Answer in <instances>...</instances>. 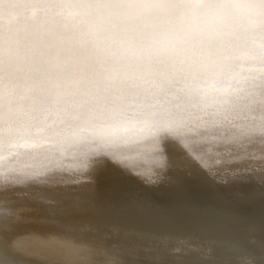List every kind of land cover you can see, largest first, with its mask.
<instances>
[{"label": "snow or ice", "instance_id": "obj_1", "mask_svg": "<svg viewBox=\"0 0 264 264\" xmlns=\"http://www.w3.org/2000/svg\"><path fill=\"white\" fill-rule=\"evenodd\" d=\"M248 7L258 42L211 39ZM257 97L264 116V0H0V151L86 145L0 173V264H26L25 226L110 264H264V118L237 119ZM127 133L147 179L115 148Z\"/></svg>", "mask_w": 264, "mask_h": 264}, {"label": "bare ground", "instance_id": "obj_2", "mask_svg": "<svg viewBox=\"0 0 264 264\" xmlns=\"http://www.w3.org/2000/svg\"><path fill=\"white\" fill-rule=\"evenodd\" d=\"M23 13L20 10L13 11L3 21L5 25L13 28L20 27V18ZM231 19L226 28L220 29L211 39L221 45L236 43H256L260 39L258 31V12L248 7L229 14ZM237 119L241 122L259 123L264 116L259 108L258 97L240 100ZM146 137H139L135 133L121 134L115 148L128 158L133 175L138 179H147L149 169L152 168L150 158L146 152ZM86 145L79 141H50L43 140L39 144L21 148L13 153L0 151V173L8 169H21L25 166L39 167L50 160L60 159L65 163H72ZM14 200L11 194L0 192V201ZM32 210L17 207L14 213L9 215H31ZM4 215L0 211V216ZM4 225H0L3 229ZM14 251L26 262V264H110L112 254L105 248L81 246L70 238L43 234L31 227L25 226L20 230Z\"/></svg>", "mask_w": 264, "mask_h": 264}]
</instances>
